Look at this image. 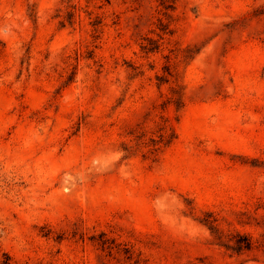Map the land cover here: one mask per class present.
I'll use <instances>...</instances> for the list:
<instances>
[{"label":"rangeland","instance_id":"1","mask_svg":"<svg viewBox=\"0 0 264 264\" xmlns=\"http://www.w3.org/2000/svg\"><path fill=\"white\" fill-rule=\"evenodd\" d=\"M5 255L264 264V0H0Z\"/></svg>","mask_w":264,"mask_h":264},{"label":"trees","instance_id":"2","mask_svg":"<svg viewBox=\"0 0 264 264\" xmlns=\"http://www.w3.org/2000/svg\"><path fill=\"white\" fill-rule=\"evenodd\" d=\"M175 1L176 0H159L160 4H162L165 8H173ZM234 237L235 239L233 244L225 245L227 248H231L236 252L250 250L252 248L253 243L247 235L236 233ZM2 264H11L7 255L4 256Z\"/></svg>","mask_w":264,"mask_h":264}]
</instances>
